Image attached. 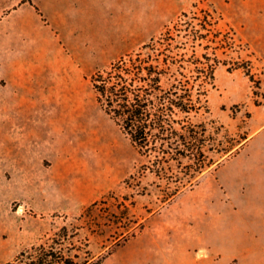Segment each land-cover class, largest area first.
<instances>
[{
  "label": "rangeland",
  "instance_id": "374dc122",
  "mask_svg": "<svg viewBox=\"0 0 264 264\" xmlns=\"http://www.w3.org/2000/svg\"><path fill=\"white\" fill-rule=\"evenodd\" d=\"M202 10L212 13L220 37H232V46L210 40L209 47L204 41L188 50L215 52L221 60L208 92L210 112L192 119L207 123L214 148L208 154L223 162L248 136L251 109L264 108V0H196L185 11ZM13 52V61L0 62V264L64 225L75 233L65 247L80 259L176 264L181 257L172 248L182 242L208 264H244V248L256 240L244 212L222 204L217 163L168 199L177 184L143 169L148 157L97 100L91 76L115 61L42 63ZM49 71L56 81L38 77Z\"/></svg>",
  "mask_w": 264,
  "mask_h": 264
},
{
  "label": "trees",
  "instance_id": "16d2710c",
  "mask_svg": "<svg viewBox=\"0 0 264 264\" xmlns=\"http://www.w3.org/2000/svg\"><path fill=\"white\" fill-rule=\"evenodd\" d=\"M202 12H183L142 49L91 76L103 109L129 136L139 154L148 157L143 169L177 184L168 199L198 183L205 170L221 163L208 154L214 148L207 123L192 119L203 109L210 112L208 92L215 85V69L221 60L215 52L197 55L195 49L192 54L188 50L210 40L232 46V37L226 33L220 37L222 31L214 27L212 13ZM192 19L200 20L201 27ZM205 46L209 47V42ZM246 73L256 81L250 69ZM74 234L64 225L6 264H104L103 258L80 259L75 249H66L65 240Z\"/></svg>",
  "mask_w": 264,
  "mask_h": 264
},
{
  "label": "crops",
  "instance_id": "0c3cea01",
  "mask_svg": "<svg viewBox=\"0 0 264 264\" xmlns=\"http://www.w3.org/2000/svg\"><path fill=\"white\" fill-rule=\"evenodd\" d=\"M194 1L0 0V62L13 61L17 49L42 63H112L148 43ZM4 47L12 52H3ZM51 75L56 81L51 71L38 77ZM251 112L250 132L238 152L215 169L222 204L233 214L244 212L245 229L256 240L244 248V264L254 259L264 263V243L259 244L264 238V108ZM172 249L181 257L176 264H208L209 259L201 261L199 249L182 242Z\"/></svg>",
  "mask_w": 264,
  "mask_h": 264
}]
</instances>
